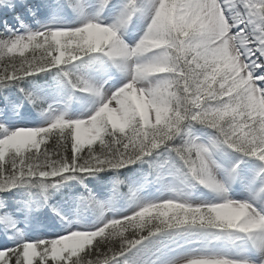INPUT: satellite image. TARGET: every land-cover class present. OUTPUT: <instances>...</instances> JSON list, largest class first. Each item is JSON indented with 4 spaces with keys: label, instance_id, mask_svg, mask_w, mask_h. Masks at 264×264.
I'll use <instances>...</instances> for the list:
<instances>
[{
    "label": "clouds",
    "instance_id": "9594fccd",
    "mask_svg": "<svg viewBox=\"0 0 264 264\" xmlns=\"http://www.w3.org/2000/svg\"><path fill=\"white\" fill-rule=\"evenodd\" d=\"M99 3L107 9L112 0ZM126 4L138 10L123 13ZM148 4L145 10L143 0H125L112 23L81 15L76 26L37 21L39 26L32 30L38 39L44 35L42 27L54 29L46 38L60 48L57 64L82 60L75 53L87 52L85 57L99 54L122 70L126 82L109 95L103 85L93 87L67 69L71 89L90 92L102 101L86 118L54 115L50 105L21 87L26 79L15 73L23 72L26 53L35 45L9 41L7 30L0 33V60L13 69L7 77L13 83L0 85V92L15 86L45 121L44 126L14 130L0 123V129L8 131L0 140V162L9 153L38 151L44 138L70 145L73 163L79 153L80 168L65 163L58 169L33 171L29 164L27 174L14 178L15 189L29 197L26 218L48 207L68 181L83 185L100 173H114L106 199L89 190L102 207L81 203L95 217L91 226L73 229L71 221L55 213L67 231L58 241L59 254L70 260L76 257V264H87L93 251L102 256L95 264H264V247H254L244 259L228 258L226 252L208 247L212 242L243 240L256 245L254 241H264V215L256 206L260 202V209L264 208V180L255 192L250 191L249 199H233L239 162L225 167L216 159L218 152H243L252 138L264 143V87L260 85L264 77L253 74V65L259 68L257 61L264 59V0H231L230 7L222 0H148ZM29 12L37 14L31 8ZM138 15L144 31L130 45L124 37ZM25 75L34 76L33 71ZM80 81L86 83L81 87ZM16 115L13 106L12 116ZM195 125L213 133L207 144L191 135L208 152L195 157L191 152L178 154L176 149L184 147ZM238 126L248 131L237 137ZM120 141H126L123 153L114 151ZM93 149L95 156L89 159ZM97 158L103 167L96 166ZM137 164L148 166L145 186L161 185L157 199H142L131 178L121 176ZM69 172L80 175L72 179L66 176ZM201 188L212 200L192 201ZM193 231L209 243L191 251L172 246Z\"/></svg>",
    "mask_w": 264,
    "mask_h": 264
},
{
    "label": "snow or ice",
    "instance_id": "6c2138e0",
    "mask_svg": "<svg viewBox=\"0 0 264 264\" xmlns=\"http://www.w3.org/2000/svg\"><path fill=\"white\" fill-rule=\"evenodd\" d=\"M222 3L225 7H230L231 0H222ZM20 6H24L23 0H21ZM69 6L73 8L74 11L80 13L83 16V5L81 0H69ZM0 7H6L9 11H11L12 9L18 7V5L13 4L11 0H0ZM104 10V6L100 4L98 0L96 16L99 18ZM137 10L138 9L135 6L126 4L123 8V13ZM15 19L21 24V27H25V31L23 33H20L18 30L13 31L6 25V30L9 32V41H30L35 45L31 51L26 53V57L24 58L26 63L23 68V72L17 71L15 75L17 77L27 79L28 76L25 74L29 71H33V75L35 76L37 74L50 72L53 69H59L66 79H71V73L68 72L67 69L70 65L79 60H73L70 63H55V58L58 55L60 48L46 38L54 29L47 26L42 27L40 31L43 32L44 35L39 36L37 39L33 35L32 30L26 28L19 16H16ZM75 55L80 56L81 59H83L88 55V53L84 52L81 54L80 52H77ZM257 63H259L261 66L256 68L255 65H253V74L255 76L264 77V59L257 61ZM36 69H41V71L37 73L35 71ZM12 71L13 69L10 65L6 64L5 61L0 60V85L13 83V81H9L7 79L9 73ZM79 83L82 87L86 82L80 81ZM260 85L261 87H264V80L260 81ZM96 94L99 95V92ZM248 123L250 125L251 122ZM234 131L236 136L239 137L248 131V127L238 126ZM0 132L4 133L2 136H0V140H2L4 136L8 135L7 130L0 129ZM49 142L50 141L47 138H44L43 142L39 144L38 151L37 149L33 148L30 152H24L21 155L9 153V155L5 157L4 161L0 162V193L9 192L15 189L13 186L14 178L21 172L27 174L29 171V164L33 165V171H50L52 169L60 168L65 163H67L70 168H80L81 161L79 153H77L75 162L73 163L70 145H66L57 139V141L54 142L51 147H49ZM234 142L235 139L228 141L229 144ZM124 143H126V141H120L116 143L114 151H120L123 153L125 151ZM209 147H214V145H210ZM239 148L240 145L237 144V149ZM176 151L178 154L191 152L193 157H195L198 152L201 154H206L208 149L202 147L197 141L192 140L191 134H189V139L184 143V147L177 148ZM257 153H259V155H257ZM239 154L245 158H254L259 162L260 166L258 172L256 173V177L250 183L251 191L255 192V180H264V159H261V156H264V143H261L258 138H252L250 139L244 151L240 152ZM93 156H95V149L89 153V159H91ZM98 160L99 158H97L96 166L103 167V165L98 163ZM82 174L88 175L89 173L84 172ZM77 175H80V173L73 174L69 172L66 174L67 177L72 179H75ZM81 203L82 205L86 206L95 205L97 207H102L97 201H95L90 192H88L86 197H82ZM28 207V205H25L24 209L22 210L25 211ZM53 211L56 210L53 209ZM259 211L261 215H264V208L259 209ZM0 228L4 230L5 234L10 237L9 240L12 241L11 246H4L3 248H0V264H76V257H73L70 260L67 256H61L59 254L60 248L58 246V241L61 237L67 235V233L52 239H26L23 231L18 228L17 221L15 220L11 211H9L8 203L3 199H0ZM192 234V232H189L185 236H191ZM257 242L258 241H254L255 244H257ZM260 242L261 243L259 246L264 247V241ZM208 243L209 241L204 240L205 245ZM172 246L177 248L182 247L179 240L174 241ZM101 260V254L93 251V253L87 258V264H95V262H99Z\"/></svg>",
    "mask_w": 264,
    "mask_h": 264
},
{
    "label": "rangeland",
    "instance_id": "374dc122",
    "mask_svg": "<svg viewBox=\"0 0 264 264\" xmlns=\"http://www.w3.org/2000/svg\"><path fill=\"white\" fill-rule=\"evenodd\" d=\"M48 1L51 2L48 8H52V9H53V7L57 8L59 11L58 15L53 16V17L46 19V20H41V19L37 18L36 16H32L30 18V20H28V21H22L21 20L27 29L35 30L39 26L37 24V21H40L42 23H48L51 21H56L64 27L76 26V22L79 20L81 14L74 11L73 8H71L69 6V4L67 7L66 5L68 2L66 0H48ZM81 3L83 5V16L89 17L90 15L91 16L96 15L98 0H81ZM123 3H125V0H112V4L109 5V7L101 13L100 20L103 23H112L114 17L117 15V13H118L120 7L123 5ZM143 7L145 10H148L150 8V5L148 4V0H143ZM91 11H92V13L90 14ZM16 16H19V15L12 16L10 21H8V19H6L5 21L2 20L0 22V33L7 34L6 25L8 28H11L13 31L18 30L20 33H23L25 31V27H21V24L15 19ZM19 18H20V16H19ZM137 20H138V22H139V20L144 22L138 15L137 18L133 21L132 27L127 32V35L130 37H132L134 35H136V37H137L141 33H143V31H144V27L140 30H136V31L133 30L134 25H137V24H135V22H137ZM141 24L142 23H140V25ZM92 67L99 68V70L105 69L107 79H110L113 77L115 78V76L118 75V73H119V68H118V71H117V67L115 69H112L110 66V61L107 58L102 57L99 54H93L89 57H84L82 60H79V61L75 62L73 65H70L68 67V69L73 71L76 75H79L83 79L87 80L88 83L91 84L93 87H95V86L99 87V85L98 84L95 85V82L92 81V79H91V73L89 72V70ZM55 71H57V73H56V75H53ZM49 73L50 74L41 73V74H37V75L32 76V77H28L25 80V82L21 84V86L25 89H29V87L31 88V86H36V83L41 81V79H38V77L50 78V77L56 76L58 79H60L66 85L68 90L74 96V99H76L78 102H73V99H71L70 101L65 100V102L62 101L64 98H68V97H63V98L59 99V102L54 101V100L53 101L50 100V102H48L46 99L47 104L45 106L50 105L54 115H60L62 113H66L67 116H70L71 118H81V116H84L85 113H83V112L87 111V109L85 110L83 108L84 103H85V98L87 96L89 97L92 93L82 92V91H77V90L71 89L67 85V79L63 76L62 73H60L59 69H53ZM58 73H60V74L57 75ZM42 74H44L46 76H42ZM101 81H103V80H101ZM103 85H106V81H104ZM109 88H111V86ZM105 89H106V87H105ZM6 93H8V94H6ZM0 95H1V97H0V123H5L3 120L4 116L5 115H10V116L12 115L13 106H15L16 109L18 108V105H19L18 98H21L22 95L19 91L13 93L12 88L3 90L2 92H0ZM33 95L38 100L43 101L45 103V99H43L42 97L37 95L36 92L33 93ZM6 97H7V99H6ZM83 98H84V100L82 101ZM20 114L21 113L19 112L18 115H16V116L19 117ZM33 117L35 119L30 121V122H26L28 124L25 125V128H34V127H40V126L45 125L44 119L37 113L36 110L34 111ZM14 119L17 120L18 118H14ZM5 124H6V127L8 128L7 123H5ZM197 128H200L201 130H198ZM3 134H4L3 132H0V136H2ZM191 135L194 137H197L199 142L207 144L209 142V139L212 137L213 133H212V131L208 130L207 128H204L200 125L199 126L195 125L194 128L191 130ZM206 135H208V136H206ZM177 143H179V141H177ZM226 152H227V155H225L222 152H218L216 155V159L219 162H220V160L223 161L225 167H230L231 165L235 164L237 161L243 160L239 156L240 154L234 153V152H232V150H226ZM248 160L249 161L247 162V165L245 166L244 170L242 172L240 171L238 173V176L244 175V173L247 172L246 173L247 179L249 180V183H251L253 180V176L259 170L260 165H259V162L257 160H255L254 158H249ZM132 172L136 173V176H137L136 181H133L132 178L130 177L131 176L130 174H132ZM147 172H148V166L146 164H144V165L137 164L135 166L130 167L127 170L124 169L121 172V176L131 178V182L133 183V186L138 189L139 193L145 189L146 191L148 190L149 193H151V194H155V193H157V191H159V194H160L161 185L155 184V183H148L145 186L144 177H145ZM109 174L112 177L114 175V173L112 171H110V172L98 174L95 179L90 178L91 181H94V182L100 181V182L104 183L103 185L98 183V186H100L98 189L100 191L103 190L105 192V193L102 192L104 199L107 198V194H108L109 188H106V187L108 186L109 183L106 182L105 180H107L106 179L107 177L110 178ZM150 179H151V177H149V180ZM90 182H88L86 180L85 183L83 185H81L77 181H68L65 186H71L72 185L75 192L80 191L81 194H79V196H81V198H82V197H86L88 195L89 191L87 192V195L85 196L86 193L84 190H86V188L89 189V187H87L86 185H87V183H90ZM235 185L237 186V183ZM16 190H20V189H13L12 191H9V192L0 193V199L3 196H9L11 193H13ZM90 191L92 193L96 194L97 197L100 198L99 192H96L94 190H90ZM203 195L204 194H202V192L199 189L197 191V194L194 197H191V199L195 203L207 202V199H205L203 197ZM25 196L29 200V197H28L26 192H25ZM26 197H25V199H26ZM144 199H147V197L145 196ZM79 205L81 206V203H76L74 208H77V206H79ZM72 210H74V209H72ZM39 213L47 214V208H44V210L42 212H39ZM71 215H74V213H72ZM87 215H89V214H86L84 216L83 220H79L77 222H74L73 218L69 217V216L67 218H65V220L71 221L72 222L71 227L72 228L74 227V229H77L80 224H83L86 226H91L95 220V217L93 214H92V216H87ZM39 227L42 228L43 223H40ZM50 229H55V230L50 231L48 233H42V232L34 233L33 235H30V236H32L30 239H35V238L52 239V238H56L57 236L61 235L59 233V231L66 230L59 223V220H57L55 222V224ZM192 233L193 234L191 236H183L180 238L181 239L180 243H181L182 247H179V248H177L175 246H173V247L176 248L177 251H191L194 249H201V248L205 247L204 238L198 232L193 231ZM1 237L2 236H0V238ZM25 238L29 239V236H26ZM7 241H11V240H7ZM11 245H12V241L6 242L5 245H0V248H3L4 246H11ZM252 246L253 245L251 243H248V242L244 243L243 240H236L235 243L212 242V244L209 245L208 247L211 251L226 252L228 257H234L242 247V249H246L248 251L247 253H243L244 255H247V257H248V255L250 254L249 252H250ZM152 247H155V245H153Z\"/></svg>",
    "mask_w": 264,
    "mask_h": 264
},
{
    "label": "bare ground",
    "instance_id": "6f19581e",
    "mask_svg": "<svg viewBox=\"0 0 264 264\" xmlns=\"http://www.w3.org/2000/svg\"><path fill=\"white\" fill-rule=\"evenodd\" d=\"M11 2L13 4L18 5V7L12 9L11 11H9L6 7H0V20H2L3 18H5L7 16V14H15L17 12H23L22 14H27L30 13L29 12V8L36 10V17L40 19V12L41 9L45 10V12H48L46 8L49 7L50 5V1L48 0H23V5L24 6H20L21 4V0H11ZM42 2H45V5H42ZM57 13H59L58 9L56 8L55 10ZM26 12V13H25ZM92 13V11L90 12V14ZM89 17H92L91 15ZM143 27H145V23L143 22L141 25H134L133 30H140ZM143 33H141L139 36L136 37V35L130 37L128 35H126L124 37V39L126 40V42L128 44H134L142 35ZM135 37V38H134ZM110 66L112 69H115L117 66H115L111 61H110ZM117 71H118V67H117ZM121 71V72H120ZM89 72L91 73V79L93 81L96 82L95 85H103L104 81H106V85H103V92L107 93V94H111V92H114L117 88L121 87L125 82L126 79L123 75L122 70L119 68V73L118 75L115 76V78L113 77L112 79H107L106 78V72L105 69L99 70V68L96 67H92L90 68ZM103 80V81H101ZM111 85V88H109L108 86ZM41 88V86H39ZM96 87V86H95ZM106 87V89H105ZM43 90H46L50 96L53 97H57V98H63L65 96H67V92L63 89V87L61 86V83L58 80H53V82L51 83V85H49L46 88H43ZM39 92H42L39 90ZM45 94V92H42ZM7 94V93H6ZM5 94V95H6ZM48 96V94H45ZM101 99L99 97H96L94 95H90L89 97L85 98V103L83 108L87 111L83 112L85 113L84 116H81V118H85L88 115H91L101 104ZM86 105V106H85ZM90 107V108H89ZM18 112L21 110V107L18 105V108L16 109ZM30 116L31 113L29 114L28 112L24 111L21 112V114L18 116L13 117L12 115H5L3 120L5 123H7L8 125V129L9 130H14L15 128H20V127H25V125H27L28 123L26 122H30L32 120H34L35 118L33 117V115H31L28 120H25V118H23V116ZM14 118H18L17 120H15ZM25 122H24V121ZM37 121V120H36ZM44 123V122H43ZM133 176H136V173L134 172ZM240 180L242 181V185L239 188H232V192H231V196L233 199H237V200H247L249 199V193L251 191L250 188V184L249 182L246 180L245 175H243V177H239ZM234 186V185H233ZM255 188H257L256 185H254ZM65 186H63L61 189H63ZM100 186H96V188H99ZM60 189V190H61ZM59 190V192H60ZM59 192L56 194L58 195ZM204 192V197L207 198V202L212 200V197L203 189ZM139 193V192H138ZM55 195V196H56ZM151 194H149L147 191H142L139 193V196L144 199L145 196H149ZM1 199H3L4 201H6L9 205V211H11L12 215L14 216L15 220L17 221L18 228L23 231V227L27 226L31 223H41V221L43 220H49L53 214L52 209L58 210L59 215L61 214H65L67 210L73 211L72 209H74L75 205L73 203H71L72 201H70V203H64L65 201L67 202L69 199L68 197H65V199H63V202H56V198L53 201H49V206L45 207L47 208V214L44 213H36L33 214L31 216H27L26 218V213L24 210V207L26 205V203L29 201L26 197V199H24L23 197H15V198H8V196H3ZM76 202H80L81 203V199L76 200ZM257 204H260V202H258ZM256 204V206L258 207V205ZM71 207L70 209H68L67 207ZM83 208L84 211H87L86 206L81 207L80 205L77 206L76 208V212H80L81 209ZM19 209V210H18ZM259 209V208H258ZM33 217V218H32ZM45 228V230L41 231L42 233H48L50 231H53L55 229H50L51 225H45V223H43V227ZM74 229V227H73ZM4 233V230L2 228H0V236L1 234ZM29 235H33L34 233H38V232H28ZM33 233V234H32ZM59 233L62 234H66L67 231L63 230V231H59ZM32 236H29V239ZM7 240H3L0 239V245H5ZM248 242V241H243ZM249 243V242H248ZM261 242L258 241L256 245H253L251 247V251L253 250L254 247H258L259 244ZM244 252H248L246 249H241L237 252V256L235 255L234 257H228V258H232V259H244L247 258V255H244ZM253 253L251 252L248 256L252 255Z\"/></svg>",
    "mask_w": 264,
    "mask_h": 264
},
{
    "label": "trees",
    "instance_id": "16d2710c",
    "mask_svg": "<svg viewBox=\"0 0 264 264\" xmlns=\"http://www.w3.org/2000/svg\"><path fill=\"white\" fill-rule=\"evenodd\" d=\"M53 143L54 142L50 141L48 146L51 147Z\"/></svg>",
    "mask_w": 264,
    "mask_h": 264
}]
</instances>
